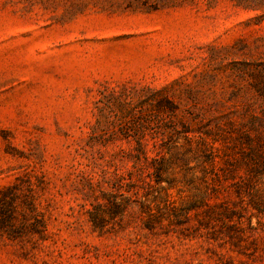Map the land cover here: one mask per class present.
I'll return each instance as SVG.
<instances>
[{
	"label": "rangeland",
	"instance_id": "obj_1",
	"mask_svg": "<svg viewBox=\"0 0 264 264\" xmlns=\"http://www.w3.org/2000/svg\"><path fill=\"white\" fill-rule=\"evenodd\" d=\"M258 68L264 0H0V264H264V239L215 221L220 207L205 214L216 202L240 206L233 188L201 197L203 142L217 167L229 160L238 180L248 171L258 139L244 131L264 108ZM123 88H165L196 130L166 149L164 180L142 182L138 197L113 188L133 163L122 148L136 141L110 134L145 124L152 148L156 130L182 124L168 114L146 124L135 109L97 125L98 99ZM254 179L264 199V174Z\"/></svg>",
	"mask_w": 264,
	"mask_h": 264
},
{
	"label": "trees",
	"instance_id": "obj_2",
	"mask_svg": "<svg viewBox=\"0 0 264 264\" xmlns=\"http://www.w3.org/2000/svg\"><path fill=\"white\" fill-rule=\"evenodd\" d=\"M260 77L264 78V69L258 68L257 70ZM261 90V98L264 103V81L255 82ZM263 85V86H261ZM97 108L99 112L98 124L108 122L109 117L114 115L117 120H127L129 114L132 116L133 111L138 109L142 112H146L144 115V122L155 123L157 126H162L163 119L166 114L178 120L182 124V129L177 130L173 127V130H166L165 128H159L155 131L152 137V148H149V142L145 140V124H141L139 131L133 133L124 127V130L112 132L110 134L111 139L116 140L119 137V133H123L126 137L133 136L136 144L131 148H122L123 152H126V157L133 161L132 167L128 170L127 174L124 172H116L113 175L115 183L113 188L125 189L131 191L133 195L139 196V188L141 183L144 182L151 184L152 176H155L157 184L164 180L163 173L167 170L166 167V149L170 150L172 147L177 146V141L181 137H184L186 141H191V133L194 130L191 127L190 120L187 116L178 112V105L168 95L165 88L155 89L152 88L149 92L143 90L123 88L119 91L113 90L108 94H104L97 101ZM116 120V121H117ZM115 121V122H116ZM122 122V121H121ZM114 123V122H113ZM111 123V124H113ZM248 129L244 132L245 137L248 139L257 138L258 146L251 147L250 153L245 157L244 164L247 166V173L245 176L239 175V180L236 179L235 167L230 166L229 160H223V165L217 167V160L215 154L210 151L207 143L203 144L207 147L203 150V156L205 161L209 164V167L205 168L203 175L204 189L201 192V197L204 201L210 197L211 191H227L230 193L231 188L233 192L239 197L241 205L231 206L230 204L216 202L209 204V208L205 210L206 215L213 211L215 206L220 207V210L214 216V220L221 222L227 228L231 226H238L244 231V235L251 238V241L257 242L259 239H264V199L259 193L257 186V180L254 179L256 173L264 174V147H262V139L264 137V108L260 111L252 110L250 118L248 119ZM96 126V125H95ZM94 126V127H95ZM217 130L222 127L215 126ZM201 134V139L204 141L207 136L213 135V128L206 127L205 129L197 130ZM251 131H255L252 135ZM214 138V137H213ZM110 140V139H109ZM153 151L154 154H150L149 151ZM229 165V166H228ZM232 165V164H231ZM148 178V180H147ZM165 190V198L163 201L166 207L175 209L174 201L169 199V194L166 187H161ZM154 197L153 200H157ZM151 203L145 193V198L141 201L142 208L150 207ZM109 202L114 210L118 209L121 205L117 201V198H109ZM158 203L156 207H158ZM151 210V208H150ZM8 212V208L5 206V193L0 196V229L4 230L7 224L4 222L5 214ZM188 212L183 214L175 213V218L170 220V223H181L183 218L188 217ZM236 214L238 219L236 220ZM257 218V224L254 225L252 218ZM153 227V226H149ZM227 233H230L229 231ZM259 249V246L255 247ZM264 250V247H261Z\"/></svg>",
	"mask_w": 264,
	"mask_h": 264
}]
</instances>
